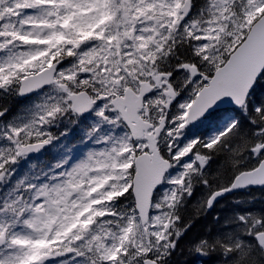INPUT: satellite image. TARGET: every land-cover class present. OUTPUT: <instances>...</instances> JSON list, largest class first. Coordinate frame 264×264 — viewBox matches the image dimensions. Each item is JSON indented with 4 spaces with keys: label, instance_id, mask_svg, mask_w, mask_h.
Listing matches in <instances>:
<instances>
[{
    "label": "snow or ice",
    "instance_id": "6c2138e0",
    "mask_svg": "<svg viewBox=\"0 0 264 264\" xmlns=\"http://www.w3.org/2000/svg\"><path fill=\"white\" fill-rule=\"evenodd\" d=\"M264 264V0H0V264Z\"/></svg>",
    "mask_w": 264,
    "mask_h": 264
},
{
    "label": "trees",
    "instance_id": "16d2710c",
    "mask_svg": "<svg viewBox=\"0 0 264 264\" xmlns=\"http://www.w3.org/2000/svg\"><path fill=\"white\" fill-rule=\"evenodd\" d=\"M185 259L192 262V264H204L202 260L195 258L194 256H186Z\"/></svg>",
    "mask_w": 264,
    "mask_h": 264
}]
</instances>
